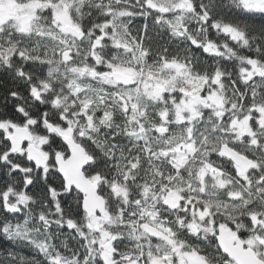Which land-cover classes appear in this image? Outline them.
<instances>
[{
  "label": "snow or ice",
  "instance_id": "obj_1",
  "mask_svg": "<svg viewBox=\"0 0 264 264\" xmlns=\"http://www.w3.org/2000/svg\"><path fill=\"white\" fill-rule=\"evenodd\" d=\"M0 264H264V0H0Z\"/></svg>",
  "mask_w": 264,
  "mask_h": 264
}]
</instances>
